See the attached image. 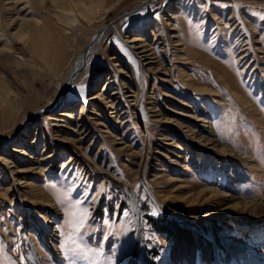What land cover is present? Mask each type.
I'll return each instance as SVG.
<instances>
[{
    "label": "rangeland",
    "instance_id": "rangeland-1",
    "mask_svg": "<svg viewBox=\"0 0 264 264\" xmlns=\"http://www.w3.org/2000/svg\"><path fill=\"white\" fill-rule=\"evenodd\" d=\"M77 1L0 0V264H264L228 226L260 224L264 210L180 215L228 198L198 194L215 173L234 197H264V0H151L106 30L60 99L93 32L143 0H93L91 12ZM104 79L114 112L89 97ZM62 108L71 115L57 116ZM37 189L56 205L50 224Z\"/></svg>",
    "mask_w": 264,
    "mask_h": 264
},
{
    "label": "bare ground",
    "instance_id": "bare-ground-1",
    "mask_svg": "<svg viewBox=\"0 0 264 264\" xmlns=\"http://www.w3.org/2000/svg\"><path fill=\"white\" fill-rule=\"evenodd\" d=\"M144 1L145 0L141 1L140 3L144 2ZM77 3H82L83 5H86L88 7V11L91 12L92 5H93L92 3H94V2H93V0H80V2L77 1ZM87 4H89V5H87ZM89 9H91V10H89ZM85 18H89V17L86 16ZM118 23L115 24V28L117 27ZM100 27L96 31L93 32V34L90 37L89 41L91 40L93 35H95L98 32ZM103 35L100 37V39L103 37ZM141 38H142V36L133 35L129 40H127V42H129L131 44V47H133V48H142V49H139V51H137V52L141 53V56L145 59V63L150 66L151 63H152V59H151L152 56H150V53L148 52V48H145L143 46V44H140L139 42H137ZM100 39L96 42V44L100 41ZM88 44H89V42H88ZM94 46L87 53L85 60L82 59V56H81L82 52H81L80 54H78L69 63V65H68V76H67L66 82L64 83L63 88L67 85L68 78H69L70 74L75 69L81 67V69L74 76V78L71 81V83L68 85L69 88H70V86H72L75 78L77 77V75H79L80 71L85 66V64L87 62L88 55L93 50ZM114 57H115L114 55H110L109 59L114 58ZM109 83H110V80H107V79L101 80L98 83L99 87L97 88V90L95 92H93V94H91L89 97H90V99H94V100H97L99 102H105L107 104V106H109L110 108L113 109L112 111L114 112V109L116 108V106L114 105L115 102H110V95H113L115 97L116 90H112V92L109 95V98H108V95L106 96L104 94V92H103L108 87ZM69 88H68V90H69ZM134 98H135V95H134ZM55 114L57 116H70L71 115L69 109H67V108L58 109L55 112ZM191 117H195V116L192 115ZM49 118L54 119V120L57 119L54 116H49ZM96 123H101V122H96ZM51 124L62 125V124L56 123L54 121H52ZM77 126L82 127L83 124H80V121H78L77 122ZM181 126L185 127L184 128L185 131H187V133L191 137H193L196 141L201 142L203 145H207V146L210 145L209 146L210 148L216 149V150H218L220 152L234 153V149L233 148H230V147H227L226 145L218 144V143L214 142L213 139H211L210 137H207L206 135L202 134L198 130H196L194 128H191L190 126L185 125L184 123H181ZM36 135H37V130L35 129L34 135H33V139L36 138ZM82 136L83 135H81L80 137H82ZM70 139H72V138H69V137H66V136H63V135H60L59 138H58L59 141H69ZM12 151L13 152H17V153L26 154V150H24L22 148H18L16 146H13ZM143 153H144V150L142 149L141 158L139 159L140 161L142 159ZM52 156H53V153L52 152H48V154H46L42 158L43 159H47V158H50ZM40 159H41V157H40ZM16 171L20 172V173H25V172L29 171V169L28 168H21V169L17 168ZM36 171H37V168H36ZM207 177H209L208 174H205L203 176V178H207ZM210 177L211 178L213 177V184H207V185L202 186L198 190V194L201 195V196L204 195L205 193H211L212 195H229L228 198L225 199V200H222L220 202V204L218 206H216L215 208H213V209H209L207 211H201L198 214L187 213V214H180V215H184L187 218H197V217L200 218V217H207V216L221 217V216H223L224 214H226L227 212H229L231 210H236V211L240 210L241 212H244V213H246V212L255 213L259 209L264 210V197L263 198H261V197H254V198L253 197H251V198H237V197H234V196H232V194L227 193L223 189H221L220 180L222 178V175L220 173L211 174ZM35 193L36 194H34L33 196H36V197L39 196L40 201L45 202V204L49 208V211H47V213L50 214L49 217L46 214H42L41 216L45 218V222L47 224L52 223L53 219L55 217L54 213L52 212L55 209V206H56L55 203L53 201H50V199L48 197L49 195L45 191H41V190L37 189V191H35ZM128 196H129V199H130V204H131L133 210L136 213L135 217L138 219V216H139V219H140V210H139V207L136 205V201H137L136 194L131 192V191H128ZM30 201H31L32 204H35V200L33 198H30ZM21 216H22V218H24L23 215H21ZM137 221L138 220H136V222ZM137 225H139V221L137 222ZM228 226L233 230L235 235H237V236L239 235V236H242V237H245V238L249 239V241L251 242V244L254 247L251 250V252H253L257 256L264 257V222H262L260 224H254L252 226H245V225L240 224L236 220H232L231 223L228 224ZM47 238H48L47 243H50L49 247L52 250H54V251L58 250L59 248H57V246L55 244V241L58 239V234L55 232V230L50 231L47 234ZM143 256H146V255H143ZM32 257L36 260L37 263H40V260L38 259L35 251H32ZM146 261H147L146 262L147 264H150L148 258H147ZM220 262L221 261L219 259H217V264H219ZM230 264H239V263H237L236 261H233Z\"/></svg>",
    "mask_w": 264,
    "mask_h": 264
},
{
    "label": "water",
    "instance_id": "water-1",
    "mask_svg": "<svg viewBox=\"0 0 264 264\" xmlns=\"http://www.w3.org/2000/svg\"><path fill=\"white\" fill-rule=\"evenodd\" d=\"M151 0H145L144 2L142 3H139L138 5H136L132 10L130 11H126L124 13H122L121 15H119L118 17H116L115 19L113 20H110L109 22L103 24L100 29L98 30V32L93 35V37L91 38V40L89 41V44L84 48V50L82 51V59L85 60L86 58V55L87 53L90 51V49L96 44V42L100 39V37L106 32V30L109 28V27H115V24L118 22L119 19H121L122 17H124L125 15L133 12V11H136L137 9L141 8L143 5H145L147 2H149ZM81 69V67L75 69L69 76L68 78V82H67V85L63 88V90L61 91L60 93V99H62L64 97V94L65 92L67 91L68 89V85L71 83V81L73 80L74 76L76 75V73ZM43 110H39L37 111L33 118L34 119L36 117V115L40 114ZM155 205L159 208V205L158 203L153 200Z\"/></svg>",
    "mask_w": 264,
    "mask_h": 264
},
{
    "label": "snow or ice",
    "instance_id": "snow-or-ice-1",
    "mask_svg": "<svg viewBox=\"0 0 264 264\" xmlns=\"http://www.w3.org/2000/svg\"><path fill=\"white\" fill-rule=\"evenodd\" d=\"M71 215L76 216V213L73 212L71 213ZM86 217H87V210H84L79 214V223L77 225L78 228L83 227V222L86 219Z\"/></svg>",
    "mask_w": 264,
    "mask_h": 264
},
{
    "label": "trees",
    "instance_id": "trees-1",
    "mask_svg": "<svg viewBox=\"0 0 264 264\" xmlns=\"http://www.w3.org/2000/svg\"><path fill=\"white\" fill-rule=\"evenodd\" d=\"M166 219H168V218H166ZM170 220H172V219H170Z\"/></svg>",
    "mask_w": 264,
    "mask_h": 264
}]
</instances>
